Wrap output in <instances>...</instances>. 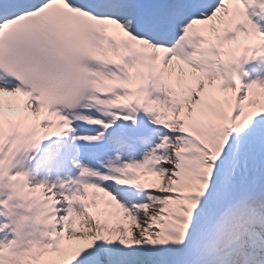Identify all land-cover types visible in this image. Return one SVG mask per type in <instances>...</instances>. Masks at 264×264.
<instances>
[{"label": "snow or ice", "instance_id": "obj_1", "mask_svg": "<svg viewBox=\"0 0 264 264\" xmlns=\"http://www.w3.org/2000/svg\"><path fill=\"white\" fill-rule=\"evenodd\" d=\"M250 10L0 0V264H264ZM21 154L57 182L13 171Z\"/></svg>", "mask_w": 264, "mask_h": 264}, {"label": "bare ground", "instance_id": "obj_2", "mask_svg": "<svg viewBox=\"0 0 264 264\" xmlns=\"http://www.w3.org/2000/svg\"><path fill=\"white\" fill-rule=\"evenodd\" d=\"M258 27H259L260 31L264 32L263 24L259 23ZM262 65H264V58H261V59H258L256 61H252L250 63H247L245 68L249 69V74H248V76L241 75V82L246 84V83L250 82L252 79L264 78L263 77L264 76V71L260 70ZM252 69H256V70L252 71ZM24 160H25V157H24L23 154L18 155L16 157L15 162H14L16 164V167L13 169V171L27 170L29 172L28 179H29L30 183H35V182H39L40 180H43L40 177L33 175V173L31 171L32 170L35 171V169L30 167V166H28V165H26V164H24L23 163ZM4 194L7 195V191L6 190H4L3 193L0 194V196H2ZM2 235L4 236L5 234L1 233L0 237H2ZM7 238L8 239H12V238H14V236L13 235L11 236L10 233H9V234H7Z\"/></svg>", "mask_w": 264, "mask_h": 264}, {"label": "rangeland", "instance_id": "obj_3", "mask_svg": "<svg viewBox=\"0 0 264 264\" xmlns=\"http://www.w3.org/2000/svg\"><path fill=\"white\" fill-rule=\"evenodd\" d=\"M10 235L12 236L13 234H10ZM13 236H14V235H13ZM4 237H5V235H4V236L2 235V237H0V239H4Z\"/></svg>", "mask_w": 264, "mask_h": 264}]
</instances>
